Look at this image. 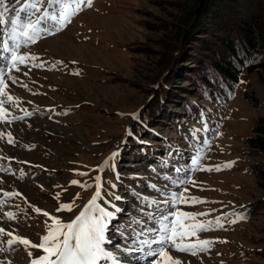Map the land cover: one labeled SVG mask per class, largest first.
<instances>
[{"label": "rangeland", "instance_id": "1", "mask_svg": "<svg viewBox=\"0 0 264 264\" xmlns=\"http://www.w3.org/2000/svg\"><path fill=\"white\" fill-rule=\"evenodd\" d=\"M186 3L94 0L59 27L42 22L36 0L0 5L6 21L0 24V70L7 85L0 94V187L11 191L0 213L6 238L16 234L39 244L53 223L44 212L68 223L99 191L88 215L110 213L104 247L117 264L136 258L171 264L156 255L161 247L181 264H264V207L238 219L242 207L264 201L251 169L264 166V153L249 143L264 118V72L244 74L228 105L211 103L209 130L185 114L186 121L172 127L162 115L152 127L155 139L142 140L149 149L139 147L137 156L114 165L136 110L154 90ZM13 52L27 57L17 62L19 70L11 67ZM184 79L180 75L174 89L186 86ZM172 109L182 112L177 104ZM62 204L71 211H57ZM177 220L192 233L183 244L194 245L196 255L155 242L162 225ZM199 224L206 228L191 227ZM1 245L0 264H31L29 251L44 254L19 241L12 249Z\"/></svg>", "mask_w": 264, "mask_h": 264}, {"label": "trees", "instance_id": "2", "mask_svg": "<svg viewBox=\"0 0 264 264\" xmlns=\"http://www.w3.org/2000/svg\"><path fill=\"white\" fill-rule=\"evenodd\" d=\"M36 1L39 9L44 10L42 22L47 20L54 27L72 21L89 5V0ZM183 9L182 24L167 46L166 60L160 64L153 80L154 90L147 97L146 105L136 110L114 165L122 156H137L139 147L149 149L142 140L155 139L152 127L162 115L172 127L176 123L180 127L186 121L185 114L205 123L209 130L211 103L216 107L228 105L244 74L264 72V0H187ZM184 40L190 43L187 52L182 51ZM180 75L188 84L174 89L173 83ZM174 104L181 108V113L172 109ZM192 129V135L198 138L199 131ZM254 133L250 146L264 153V118ZM251 169L264 187V166ZM261 207L264 201L242 207L238 219H250Z\"/></svg>", "mask_w": 264, "mask_h": 264}, {"label": "snow or ice", "instance_id": "3", "mask_svg": "<svg viewBox=\"0 0 264 264\" xmlns=\"http://www.w3.org/2000/svg\"><path fill=\"white\" fill-rule=\"evenodd\" d=\"M5 0H0V5H3ZM90 4V0H89ZM35 7V5H33ZM7 9H5L6 11ZM67 17H65L66 19ZM4 13L0 12V24L5 23ZM13 25L17 23L16 19L12 20ZM27 35V33H25ZM29 40L32 39L31 36L28 37ZM5 51H8L7 44H5ZM27 59L26 56H17L15 52L12 55L11 67L17 69V62L23 64ZM15 83V80H13ZM0 94H3V88L7 85L4 81L3 70H0ZM26 87V85H25ZM11 100V97H8ZM3 105V101L0 100V106ZM10 135V134H9ZM12 143V139L8 140ZM115 155V154H113ZM230 166V165H229ZM219 170V169H218ZM99 179V177H97ZM72 184L79 183L76 180L71 181ZM6 195H10L7 194ZM100 196V192L97 191L95 195L90 199L86 211H81L79 215H76L75 219L68 223L61 222L57 217L44 212V215L50 216L52 220V225L49 227L47 235L41 238L39 244H34L26 238L16 237L15 240L9 241V243H15L19 241L20 244L25 246H30L32 249L43 250V255L38 252L33 253L28 252L30 257H33L31 264H99L101 260H115L113 253L105 250V228L106 224L104 219L110 213L104 212L102 209L99 210V215L89 216L88 210H91L96 205V200ZM71 204H62L58 207L57 211L67 210L71 211ZM35 211L41 212V209L36 208ZM184 216L186 214H179ZM164 219H167L165 217ZM186 225L182 224L179 220L173 223H166L162 225L161 231L163 235H160L159 240L155 241L157 243L171 242L173 247L179 252H190L192 255H196L195 246L191 244H183L186 235L192 234L182 231L185 229ZM193 229H205L206 225L199 224L191 226ZM4 229L0 228V233H3ZM8 235H12L8 233ZM148 244L149 241H144ZM202 247L207 246L209 241H200ZM160 257H168L171 264H181V261L174 259L169 255V250H165L163 247L156 253Z\"/></svg>", "mask_w": 264, "mask_h": 264}, {"label": "bare ground", "instance_id": "4", "mask_svg": "<svg viewBox=\"0 0 264 264\" xmlns=\"http://www.w3.org/2000/svg\"><path fill=\"white\" fill-rule=\"evenodd\" d=\"M6 193L10 194L11 191L9 189L8 190H3L0 187V213H4L5 211H7V208L9 207L8 203H7V201H8L7 199L10 197V195H6ZM0 218L2 219L1 216H0ZM6 236H7L6 231H4L3 233H0V247L3 248L2 245H1V242H4L5 245H8L12 249L13 245L15 243H9V241L15 240L16 237H20V236H18V235L16 236V234H14L12 237H9V238H6ZM1 248H0V250H1ZM112 262H113V264H117L118 260L115 258V260H112ZM131 264H141V263L139 261V258L138 259L136 258V259L132 260Z\"/></svg>", "mask_w": 264, "mask_h": 264}]
</instances>
